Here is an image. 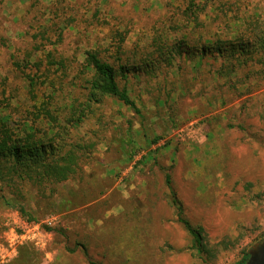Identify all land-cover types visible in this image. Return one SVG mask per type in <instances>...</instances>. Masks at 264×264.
Returning a JSON list of instances; mask_svg holds the SVG:
<instances>
[{"label":"rangeland","instance_id":"1","mask_svg":"<svg viewBox=\"0 0 264 264\" xmlns=\"http://www.w3.org/2000/svg\"><path fill=\"white\" fill-rule=\"evenodd\" d=\"M180 6L0 0V115L14 130L29 121L47 145L72 144L79 157L55 186L0 187V264H237L264 238V62L225 77L223 57L183 54L161 70L168 55L158 42L178 38L154 37L186 30L172 18ZM45 29L47 48L68 60L67 88L84 52L116 56L123 32L124 61L138 71L121 84L138 111L113 97L89 104L77 89L78 99L47 105L52 122L36 119V99L50 89L32 88L35 71L15 62L43 54L35 36Z\"/></svg>","mask_w":264,"mask_h":264},{"label":"trees","instance_id":"2","mask_svg":"<svg viewBox=\"0 0 264 264\" xmlns=\"http://www.w3.org/2000/svg\"><path fill=\"white\" fill-rule=\"evenodd\" d=\"M262 1L263 3L257 5L259 8H256L248 0H181L179 12L174 11L172 18L178 14L182 22L179 25L186 30L182 32L178 27L171 28L172 33H158L154 37V44L163 37L168 39L169 36L166 35L175 33L178 38L173 45L166 46L158 42L160 51H165L168 55L166 62L158 67L161 70L171 67L176 55L223 57V68L227 69V74L222 69L221 75L226 77L247 68L250 61L255 59L264 62V0ZM47 33L48 30L45 29L35 36L37 50L43 52L38 59L30 55L29 59L15 62L19 68L35 71L33 75L29 74L32 88L41 84L50 89L41 102L38 103L36 99V119L47 118L52 122L54 117L48 111L47 105L50 106L57 98L62 100L59 107L64 105V99H78L80 96H76L77 89L83 90L81 96H85L84 100L89 104H100L107 97H113L138 111L127 85L121 84L122 80L127 79L129 72L133 69L138 71L136 66L131 67L124 61L123 43L126 36L123 32L116 33L119 37L116 56H104L99 48L84 52L83 62L77 64L79 76H75L69 88L65 80L66 72L70 70L68 60L57 47L47 48ZM149 63L154 65L155 61ZM53 71L55 74L50 76ZM9 115H0V187H11L17 182L52 187L68 180L78 171L79 157L75 146L47 145L42 140L44 133L29 121L23 122L14 130L9 124ZM50 131L51 128L45 133L48 135ZM7 203L9 204L8 201ZM20 209L24 211L23 207ZM185 223L201 243L203 237L200 231L189 222ZM247 259L248 253L237 264H245Z\"/></svg>","mask_w":264,"mask_h":264},{"label":"water","instance_id":"3","mask_svg":"<svg viewBox=\"0 0 264 264\" xmlns=\"http://www.w3.org/2000/svg\"><path fill=\"white\" fill-rule=\"evenodd\" d=\"M245 264H264V238L249 249Z\"/></svg>","mask_w":264,"mask_h":264}]
</instances>
